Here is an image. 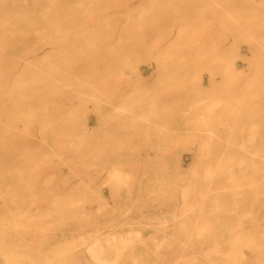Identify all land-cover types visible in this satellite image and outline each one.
Here are the masks:
<instances>
[{
  "label": "rangeland",
  "instance_id": "obj_1",
  "mask_svg": "<svg viewBox=\"0 0 264 264\" xmlns=\"http://www.w3.org/2000/svg\"><path fill=\"white\" fill-rule=\"evenodd\" d=\"M217 1L218 41L197 0H0L1 52L93 83L45 143L0 98V209L42 215L0 223V264H264V0Z\"/></svg>",
  "mask_w": 264,
  "mask_h": 264
},
{
  "label": "bare ground",
  "instance_id": "obj_2",
  "mask_svg": "<svg viewBox=\"0 0 264 264\" xmlns=\"http://www.w3.org/2000/svg\"><path fill=\"white\" fill-rule=\"evenodd\" d=\"M143 1L147 2L149 7H153V6L157 5L156 0H143ZM165 1L168 2L172 6L173 0H165ZM182 1L187 2V1H192V0H182ZM197 1L200 4V6H199L200 9H198V14H199L198 18H199V22H201L200 33L207 34L212 39L218 41V39L221 37H220L219 32L217 31L216 22H214L216 19V17L214 16V13H215L214 6L217 5L218 4L217 2H219V1H217V0H197ZM117 3H118V6L122 7L121 2H117ZM92 7H93L92 1L85 2L84 6H83L84 11L89 12V13H92ZM61 10L62 9H60V11ZM140 13H138V15ZM62 17H63V15H62ZM56 18L58 20L61 19L58 14L56 15ZM2 23L3 22L0 20V27L2 26ZM4 23H5V21H4ZM40 23H42V22H40ZM58 24H60V21ZM53 25H54V28L57 27V30H61L59 25H56V26H55V24H53ZM30 29H32V28H30ZM78 29H80L79 26L76 27L74 30L76 31ZM26 30L27 29H25V31ZM29 30H27V31H29ZM34 30L37 33H44L45 32L44 27H40V28L35 27ZM84 30L85 29L81 28L80 32L77 34L75 33V35L83 36L85 33ZM54 31H56V30H54ZM24 34H25V32H24ZM26 35H28V34H26ZM50 35H52V34H50ZM11 37H12L11 35L6 36V35H2L0 33V39L4 38V40H3V44L5 45L4 49H7L8 47H10L12 45V42L9 41ZM59 40H61V37ZM21 41L22 42L26 41V39L22 38ZM62 42H63V39H62ZM45 43L49 44L50 41L48 42L46 40ZM65 43L63 46H66ZM69 45H67V46H69ZM219 45H220V41H219ZM14 58L15 57L8 54L6 52V50H4V52H1V50H0V98H1L2 102H7L12 107L11 108L10 121L6 124L4 130L8 131V130H16L17 129L23 135H25V137H27V138L38 135V136H40L41 141L43 143H45L48 140L53 139V137H54L53 134L57 133V131H60L61 128L64 127L63 122L62 123L59 122L56 124V122L52 121V119L48 117V113H47L48 112V108H47L48 104L52 103L54 105L55 104L60 105V106L64 105L66 107V113L71 115L72 117L74 116V118H75L76 110H75L74 105L73 104L71 105L70 101L71 100L77 101L80 98L81 94L82 95L88 94V89H90L91 87L93 88V83L91 81L87 80L88 77L85 75L82 78H80L78 75H72V77L70 79L65 80L63 77L64 72H65V68H63L64 66L61 67V65L58 63L55 64V63L47 62V63H42V64L36 65V64H31L28 60H26L24 63L16 65L17 63H14V60H15ZM39 59L41 61H45L47 58L45 56L40 55ZM77 59H78V57H77ZM79 61H80V59H79ZM2 83L4 85L3 88H1ZM92 99L98 100V99H95V97H93ZM96 103H97V101H96ZM215 104H217V103H215ZM230 115H231V113H230ZM224 117H227V116H224ZM74 125H76V124H74ZM206 132H209V131H206ZM255 133H256V131H255ZM57 134H59V133H57ZM209 134H210V132H209ZM251 135H253V133ZM253 136H251V137H253ZM248 139L250 141V137H248ZM253 139L250 142H253ZM208 140H209V135H208ZM238 147H239V145H238ZM77 149H79V148L77 147ZM82 151H84V150H82ZM87 153H89V152H87ZM22 155L27 156L25 149H24V152ZM251 155H253V154H251ZM91 156H96V154L91 155ZM98 158H100V157H98ZM95 161H97V157H96ZM231 161L232 160H230V163H231ZM260 163H262V162H260ZM193 166H195V165H193ZM96 167H97V165H96ZM94 168H95V166H94ZM130 168H132V167H130ZM228 169H230V168H228ZM234 169H236V168H234ZM136 170H138V169H135V171ZM138 171H140V170H138ZM205 171H206V169H205ZM132 173H133V171H132ZM132 173L130 174L131 176H132ZM232 173H234V172L232 171ZM130 175H128L126 177H129ZM75 176H76V174H75ZM66 181H67V179H66ZM128 181H129V179L127 178V181L125 180V182H128ZM122 182H123V179H122ZM66 184H67V182H66ZM41 217H42V215L35 217L31 213H29L28 211H21L17 214H11L10 212L7 213V212L3 211L2 209H0V223L17 225V224L31 222L34 219L39 220ZM198 233H199V231H198ZM8 234L9 233L6 232L5 236H8ZM120 237H121V235L119 236V238ZM20 238H22V236ZM236 238L237 237H235L233 239L234 242H235ZM144 240H146V237L144 238ZM92 242L96 243L97 241H95V239H94V241H92ZM79 245H82V244L80 243ZM90 246H92V243ZM97 246H99L98 242H97ZM244 246H246V245H244ZM55 247H56V245H55ZM243 248H245V247H243ZM58 249H59V247H58ZM89 252H91V254H92L93 251L90 250ZM98 252H100V251H98ZM6 254L7 253H5V252H0V256H2V257H5ZM11 254H12V256L18 255V256L24 258L27 263L30 259L29 256L26 255L25 253H11ZM57 254H61V253H57ZM93 254H95V253H93ZM240 254L242 256V252ZM65 257L67 258V256H65ZM91 257H92V255H91ZM94 257H95V255H94ZM95 258H97V255ZM56 259L57 258H55V260ZM101 262H104L103 259ZM110 264H111V262H110Z\"/></svg>",
  "mask_w": 264,
  "mask_h": 264
}]
</instances>
